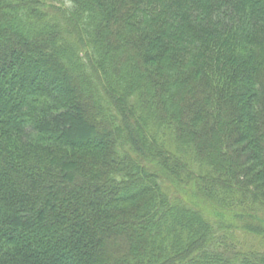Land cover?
Returning a JSON list of instances; mask_svg holds the SVG:
<instances>
[{
  "label": "trees",
  "instance_id": "trees-1",
  "mask_svg": "<svg viewBox=\"0 0 264 264\" xmlns=\"http://www.w3.org/2000/svg\"><path fill=\"white\" fill-rule=\"evenodd\" d=\"M0 264H264V0H0Z\"/></svg>",
  "mask_w": 264,
  "mask_h": 264
},
{
  "label": "rangeland",
  "instance_id": "rangeland-1",
  "mask_svg": "<svg viewBox=\"0 0 264 264\" xmlns=\"http://www.w3.org/2000/svg\"><path fill=\"white\" fill-rule=\"evenodd\" d=\"M67 117H68V119H69V121H70V122L74 123V122L72 121V120H73V118L71 117V115H70V114H68V115H67Z\"/></svg>",
  "mask_w": 264,
  "mask_h": 264
}]
</instances>
